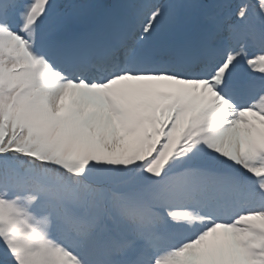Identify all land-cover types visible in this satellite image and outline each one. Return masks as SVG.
Returning a JSON list of instances; mask_svg holds the SVG:
<instances>
[{
    "label": "snow or ice",
    "instance_id": "1",
    "mask_svg": "<svg viewBox=\"0 0 264 264\" xmlns=\"http://www.w3.org/2000/svg\"><path fill=\"white\" fill-rule=\"evenodd\" d=\"M0 264H264V0H0Z\"/></svg>",
    "mask_w": 264,
    "mask_h": 264
}]
</instances>
